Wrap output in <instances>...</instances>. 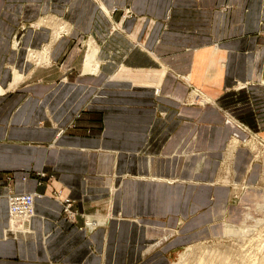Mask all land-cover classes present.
<instances>
[{
  "label": "crops",
  "instance_id": "0c3cea01",
  "mask_svg": "<svg viewBox=\"0 0 264 264\" xmlns=\"http://www.w3.org/2000/svg\"><path fill=\"white\" fill-rule=\"evenodd\" d=\"M58 18L71 33L52 63H28L49 31L21 27ZM261 82L264 0H0V264H169L220 234L246 207L227 158L235 183L262 177L249 148L229 149L236 120L264 138ZM192 87L212 105L185 103ZM10 192L39 195L28 227L9 228Z\"/></svg>",
  "mask_w": 264,
  "mask_h": 264
},
{
  "label": "rangeland",
  "instance_id": "374dc122",
  "mask_svg": "<svg viewBox=\"0 0 264 264\" xmlns=\"http://www.w3.org/2000/svg\"><path fill=\"white\" fill-rule=\"evenodd\" d=\"M111 14V11L106 13L109 17H111ZM48 17L51 16L48 15L47 19ZM58 19H60L58 23L49 22V24H46L41 22L42 24L33 23L21 27V31H26L28 28L37 30L46 29L49 31L50 38L47 42L42 43L39 46L40 49H38L39 47L27 49L26 52L28 55L25 57L28 63L37 66H49L52 63L51 51L53 46L57 41L64 37L65 34L70 35L71 33V27H69L68 24L63 23L65 22L63 19ZM113 27L116 30V26L113 25ZM81 42L80 47L87 49V54H85V59L87 61L86 71L89 72L91 68H94V63L97 62L96 59H93L92 53L94 54V48L98 49V46L93 39L87 37ZM85 63L86 62H83V64ZM99 72L98 66L91 74L96 75L99 74ZM117 73L115 75H117ZM180 79L188 83L191 81L190 76H182ZM246 81H244L245 86H242L241 84H243V81L236 80V84L233 88L236 91H249L250 85L253 82ZM261 84L263 85L264 82H261ZM157 91L158 93L160 92L159 89ZM213 102L214 101L210 97L206 96L199 88L195 87H192L190 94L185 101V103L195 107L212 105L208 103ZM214 106L216 107L217 105ZM233 125H235L237 129L243 131L244 137L240 140L238 138L235 140L234 138L237 142L235 143L233 140V142L230 143L229 149H233L232 147L238 148L239 146H243L251 150L253 166H255V169L258 168L257 172L262 176L260 179L258 178L259 187H255V181L257 178L252 179L255 183L249 182V184H246V181L249 178V173H246L238 183H235V176L233 174L232 164L230 163L233 159V155L231 158L228 157L222 170V180L231 187L233 194L231 199L232 204L238 206L240 205L239 203L243 201V204L246 207L243 209L235 208L232 211L230 217L231 221L227 220L223 223V228L221 227L222 232L220 234L209 233V239L206 241L193 242L187 247L172 252L171 258L173 261L169 264H264V138L257 133H253L245 124L239 123L237 120ZM234 143L236 145H233ZM235 149L231 151V154H234ZM42 176L43 175L40 173V177ZM34 195L35 199L39 196L37 193H34ZM64 214L68 219H72L67 212H64ZM93 219L97 221V224L92 222L93 220H90L89 227L92 226V229L94 228L93 226L102 224L105 222L104 220H107V218L95 216ZM12 224L13 223L9 225V228L12 227ZM28 225L29 224H27L26 227H28ZM210 249L219 252L217 258L210 259L202 255L203 252Z\"/></svg>",
  "mask_w": 264,
  "mask_h": 264
},
{
  "label": "built area",
  "instance_id": "2783aa9c",
  "mask_svg": "<svg viewBox=\"0 0 264 264\" xmlns=\"http://www.w3.org/2000/svg\"><path fill=\"white\" fill-rule=\"evenodd\" d=\"M9 215L13 226L18 228L27 225L34 214V193H14L8 194ZM64 212H67L73 219L75 216L69 200L65 201Z\"/></svg>",
  "mask_w": 264,
  "mask_h": 264
},
{
  "label": "bare ground",
  "instance_id": "6f19581e",
  "mask_svg": "<svg viewBox=\"0 0 264 264\" xmlns=\"http://www.w3.org/2000/svg\"><path fill=\"white\" fill-rule=\"evenodd\" d=\"M68 30V29H67ZM64 34V33H63ZM19 37V39H20V37H21V34H20V36H18ZM19 39L17 40V43L19 42ZM92 46V45H91ZM18 48V47H17ZM19 48H20V46H19ZM96 48H94V50H95ZM93 50V51H94ZM90 51H92V50H90ZM95 51H97V50H95ZM95 51H94V54H95ZM93 53H92V56H93V59L95 60L96 59V57H95V55H94ZM96 55H97V53H96ZM86 64H87V62H86ZM98 70V69H97ZM242 86H245V84L243 83V84H241ZM240 85V86H241ZM264 85V84H263ZM247 88V87H246ZM34 204H35V201H34ZM8 205H9V201H8ZM34 214H35V211H34ZM34 214H33V216H34ZM32 216V217H33ZM32 219V218H31ZM29 224V223H28ZM26 226V225H25ZM12 227H14L15 229H17L18 227H16V226H13L12 225ZM22 227H24V226H22ZM202 255H204V256H206V257H208V258H210V259H215V258H217V256L219 255V252H217L216 250H214V249H210V250H207V251H205V252H203V254ZM223 259H226V258H223Z\"/></svg>",
  "mask_w": 264,
  "mask_h": 264
}]
</instances>
